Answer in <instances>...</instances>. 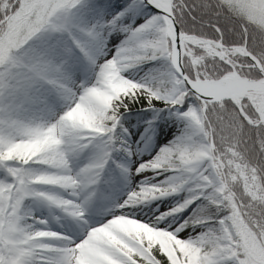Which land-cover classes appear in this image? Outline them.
<instances>
[{"label": "snow or ice", "instance_id": "6c2138e0", "mask_svg": "<svg viewBox=\"0 0 264 264\" xmlns=\"http://www.w3.org/2000/svg\"><path fill=\"white\" fill-rule=\"evenodd\" d=\"M0 264H264V0H0Z\"/></svg>", "mask_w": 264, "mask_h": 264}]
</instances>
